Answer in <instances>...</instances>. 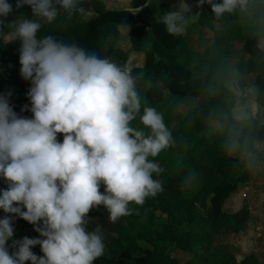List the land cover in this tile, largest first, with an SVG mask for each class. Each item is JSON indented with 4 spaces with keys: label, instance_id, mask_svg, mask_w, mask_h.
<instances>
[{
    "label": "trees",
    "instance_id": "trees-1",
    "mask_svg": "<svg viewBox=\"0 0 264 264\" xmlns=\"http://www.w3.org/2000/svg\"><path fill=\"white\" fill-rule=\"evenodd\" d=\"M107 1L81 0L80 12L68 18L61 10L55 22L44 23L39 35L51 34L69 43L75 41L102 57L110 51L113 62L121 67L129 55L112 47L111 42L130 41L132 52L144 57L143 65L133 67L130 74L135 77L142 73L151 83L146 92L137 91L141 112L131 122L137 130L146 129V135H150L151 130L140 120L143 108L159 111L167 103V95L156 81L173 96L180 99L196 97L201 102L177 126L168 115H162L172 140L166 149L151 158L163 170L156 177L163 181L162 192L146 199L142 206L131 205L133 212L116 222L109 220L103 206L89 212V229L99 226L105 243L104 255L94 264H182L173 255L172 247L202 252L186 264H264V258L260 259L256 253L239 260L234 252L217 244L220 238L240 234L252 218V211L247 206L229 210L228 205L239 192L242 193L264 160L257 147L258 143L264 142V121L226 115L219 118L225 126L223 132L212 131L206 138L201 135L215 106L233 109L236 105V94L223 83L235 74L230 63L234 58L231 47L234 42H243L242 52L250 55L248 61L239 64L237 74L243 78L255 76L257 99L264 108V50L258 46L259 38L238 34L226 27L217 30V21L226 15H234L241 22L244 19L264 21V0H251L246 15L235 9L219 17L210 4L204 3L198 25L214 41L202 51L188 44L185 27L182 26L180 34H172L163 22L166 14L175 12L173 5L177 0H125L119 10L108 8ZM8 2L13 6L10 15L32 16L30 6L17 9L16 0ZM149 40L152 43L147 46ZM19 48L18 40L6 44L0 42V95L8 97L19 116L31 118L30 111H21L25 106H31L27 96L31 84L20 74ZM58 139L62 141V134H58ZM236 150L244 152L242 166L245 171L241 178H234L239 168L238 159L233 155ZM6 187L0 179V189ZM5 215L0 210V218ZM13 226L14 234L23 228L34 229L18 217ZM38 237L39 233L34 231L32 238ZM143 242L151 247L144 248ZM8 243L10 245L11 241ZM31 250L41 256L39 245ZM9 251L11 254L14 249Z\"/></svg>",
    "mask_w": 264,
    "mask_h": 264
},
{
    "label": "clouds",
    "instance_id": "clouds-1",
    "mask_svg": "<svg viewBox=\"0 0 264 264\" xmlns=\"http://www.w3.org/2000/svg\"><path fill=\"white\" fill-rule=\"evenodd\" d=\"M204 3L219 17L246 0H199ZM25 5L31 18L6 23L13 6L0 0V42H20V74L31 84V106L21 111L32 113L19 116L0 95V179L7 184L0 189L6 214L0 218V264H94L105 243L99 226L89 229V212L103 206L116 222L133 212L131 205L162 192L156 177L163 170L151 158L170 145L171 133L152 107L140 115L150 135L131 126L141 100L128 68L75 41L39 35L61 10L68 18L80 12L81 0H16L17 9ZM178 18L176 12L163 17L172 34L183 30ZM236 118L247 114L237 109ZM17 217L39 237L14 239ZM37 245L42 256L31 250Z\"/></svg>",
    "mask_w": 264,
    "mask_h": 264
},
{
    "label": "rangeland",
    "instance_id": "rangeland-1",
    "mask_svg": "<svg viewBox=\"0 0 264 264\" xmlns=\"http://www.w3.org/2000/svg\"><path fill=\"white\" fill-rule=\"evenodd\" d=\"M125 0H108V8L112 10H119L123 8ZM251 3V2H250ZM187 5V10L183 5ZM249 2L246 0L245 5L237 7V13L244 15L246 13V7ZM199 0L186 1L177 0L173 5V10L179 14L178 23L187 29L185 35L188 44H190L196 50H204L212 45L214 38H210L206 35V32L198 25L199 14L201 10ZM238 15V14H237ZM20 17L17 15H9L6 18V23L11 22L13 19ZM31 18V16H25ZM234 31L238 34H247L250 36H256L259 38L258 46L264 50V21L259 20H246L240 21V18L234 17V15H226L217 21V30L221 31L224 28ZM14 42V41H9ZM152 41H147V46L151 45ZM111 46L119 48L125 53H128L129 58L124 67L131 70L135 66L143 65L144 57L141 54L134 55L132 52V44L128 40H116L111 42ZM244 43L241 41L234 42L231 47L234 49V58L231 60V66L235 69L234 77L229 80H223V83L231 89L237 96L236 105L233 109H226L223 107L215 106L211 114V120L206 129L201 133L203 137H208L212 131L223 132L225 126L219 122V118L232 115L236 118L237 109H243L247 114V118H258L264 121V108L260 106L257 99V88L254 85L255 76H248L243 78L237 74V68L241 62L248 61L250 59L249 54L242 52ZM103 57H107L113 61L112 53L106 51ZM221 69V67H219ZM177 72H174L176 74ZM136 90L146 92L150 82L146 81L142 73L133 77ZM30 83V81H28ZM156 84L161 86L166 95L167 103L162 110H159L161 115H168L174 124L179 125L185 115L189 111H193L198 107L201 100L196 97H189L180 99L173 96L171 92L164 87L159 81ZM11 106V105H10ZM14 108V106H11ZM237 119V118H236ZM146 134V129L142 130ZM259 151L264 155V142L257 144ZM233 155L238 159L239 168L234 174V178H241L244 174L245 168L242 166L244 152L242 150L233 151ZM162 182L163 181L159 179ZM247 206L252 211V218L247 224L246 228L237 235H228L224 238H220L217 242L218 245L226 247L228 250L234 252L239 260L244 259L251 253H256L260 259L264 258V160L261 162L257 171L253 173L251 181L242 189V193L239 192L234 201L228 205V209H236L239 207ZM34 235L33 228H23L18 230L14 236L22 239L23 237L32 238ZM144 248L151 247L147 243L143 242ZM171 251L173 255L182 263L186 264L192 261L195 257L201 256L202 252H186L177 247H172ZM43 253L41 252V256Z\"/></svg>",
    "mask_w": 264,
    "mask_h": 264
},
{
    "label": "crops",
    "instance_id": "crops-1",
    "mask_svg": "<svg viewBox=\"0 0 264 264\" xmlns=\"http://www.w3.org/2000/svg\"><path fill=\"white\" fill-rule=\"evenodd\" d=\"M248 2H251V0H247ZM107 5H108V1H107ZM247 7H248V5H247ZM247 7H246V13H247ZM236 10H237V8H236ZM246 13L244 14V15H246ZM246 20H250V19H246ZM245 19L243 20V21H246ZM256 21H259V20H256ZM245 35H247V34H245ZM248 36H250V35H248ZM134 53V52H133ZM134 55H136V54H134ZM257 88V87H256Z\"/></svg>",
    "mask_w": 264,
    "mask_h": 264
}]
</instances>
